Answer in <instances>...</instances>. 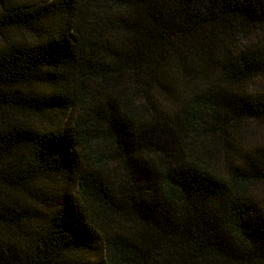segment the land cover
I'll list each match as a JSON object with an SVG mask.
<instances>
[{
	"label": "trees",
	"instance_id": "16d2710c",
	"mask_svg": "<svg viewBox=\"0 0 264 264\" xmlns=\"http://www.w3.org/2000/svg\"><path fill=\"white\" fill-rule=\"evenodd\" d=\"M0 94V264H264V0H0Z\"/></svg>",
	"mask_w": 264,
	"mask_h": 264
},
{
	"label": "snow or ice",
	"instance_id": "6c2138e0",
	"mask_svg": "<svg viewBox=\"0 0 264 264\" xmlns=\"http://www.w3.org/2000/svg\"><path fill=\"white\" fill-rule=\"evenodd\" d=\"M3 96L0 94V103H3ZM218 249H222V254L225 256H228L230 254V249L226 245L222 243V237L218 238V243H217Z\"/></svg>",
	"mask_w": 264,
	"mask_h": 264
},
{
	"label": "rangeland",
	"instance_id": "374dc122",
	"mask_svg": "<svg viewBox=\"0 0 264 264\" xmlns=\"http://www.w3.org/2000/svg\"><path fill=\"white\" fill-rule=\"evenodd\" d=\"M258 130H260V129H258ZM263 131V130H262Z\"/></svg>",
	"mask_w": 264,
	"mask_h": 264
}]
</instances>
